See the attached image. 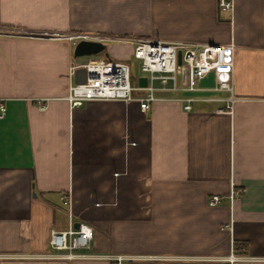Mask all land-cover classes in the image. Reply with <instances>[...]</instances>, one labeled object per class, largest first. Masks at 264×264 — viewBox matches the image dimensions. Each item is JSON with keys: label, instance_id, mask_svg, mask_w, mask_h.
I'll list each match as a JSON object with an SVG mask.
<instances>
[{"label": "crops", "instance_id": "1", "mask_svg": "<svg viewBox=\"0 0 264 264\" xmlns=\"http://www.w3.org/2000/svg\"><path fill=\"white\" fill-rule=\"evenodd\" d=\"M229 1L231 12L220 0H0V264H112L39 258L53 229L78 223L94 230L83 253L126 264H264V0ZM74 34L107 48L77 58ZM126 37L234 45L233 112L175 100L71 108V66L129 63ZM215 86L212 73L195 95L229 98Z\"/></svg>", "mask_w": 264, "mask_h": 264}, {"label": "built area", "instance_id": "2", "mask_svg": "<svg viewBox=\"0 0 264 264\" xmlns=\"http://www.w3.org/2000/svg\"><path fill=\"white\" fill-rule=\"evenodd\" d=\"M222 11L231 12L233 3L220 0ZM69 39L74 45L81 41L105 43L108 38L102 35L74 34ZM120 42L133 46V58L139 62L142 77L133 81V68L129 63L111 59L89 60L82 64H73L71 77H75L80 68L86 70V81L81 84L71 82L66 100L71 108L80 107L90 101H123L138 102L143 112L161 101L175 100L184 105L186 111L197 102H226V108H219L217 113L233 112L234 95L233 72L235 67L234 45L195 46L184 42H160L137 37L120 38ZM181 54V63L179 55ZM215 75V92H226L227 99L198 97L199 83L210 74ZM145 78L146 84L141 85ZM185 92L189 95L180 98H169L168 93ZM43 108L45 106H42ZM5 100L0 99V119L6 116ZM239 195L232 191L231 202ZM222 197L213 195L209 200L210 207L221 204ZM94 230L87 223H80L76 229L73 224L68 229L51 231L49 245L51 252L40 256L53 260L107 259L112 264H126L129 258L118 255H88L83 253L90 249ZM230 260L237 257L231 255Z\"/></svg>", "mask_w": 264, "mask_h": 264}, {"label": "water", "instance_id": "3", "mask_svg": "<svg viewBox=\"0 0 264 264\" xmlns=\"http://www.w3.org/2000/svg\"><path fill=\"white\" fill-rule=\"evenodd\" d=\"M107 48V44L102 42L95 41H81L77 44L75 48V57H93L98 56L105 52ZM179 62L181 63V54L179 55ZM86 81V70L84 68H80L76 71L75 74V82L77 84L84 83ZM145 78L141 79V85H145ZM79 223L75 225V228H79Z\"/></svg>", "mask_w": 264, "mask_h": 264}, {"label": "rangeland", "instance_id": "4", "mask_svg": "<svg viewBox=\"0 0 264 264\" xmlns=\"http://www.w3.org/2000/svg\"><path fill=\"white\" fill-rule=\"evenodd\" d=\"M129 64H131L133 68V81L137 82V78L142 77V73L139 68V62L134 58H130Z\"/></svg>", "mask_w": 264, "mask_h": 264}]
</instances>
